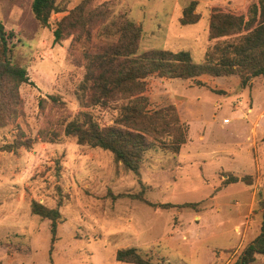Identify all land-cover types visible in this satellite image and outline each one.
I'll list each match as a JSON object with an SVG mask.
<instances>
[{"label": "rangeland", "instance_id": "1", "mask_svg": "<svg viewBox=\"0 0 264 264\" xmlns=\"http://www.w3.org/2000/svg\"><path fill=\"white\" fill-rule=\"evenodd\" d=\"M32 1L0 0V21L15 32L13 59L30 78L19 87L20 115L0 129V142L18 136L32 143L0 152V264H132L116 260L118 249L130 247L152 264H233L264 221V77L243 88L238 75H150V107L174 104L187 141L178 154L150 151L138 177L111 152L64 133L79 111L101 124L117 115L113 107L80 103L83 47L73 33L54 41L58 22L82 0H56L65 10L52 12L47 26L35 18ZM190 1L92 0L89 6L107 2L108 21L124 13L140 22V52L186 50L201 62L216 41L208 39L212 6L246 14L258 2L198 0L200 21L183 26L179 18ZM94 23L90 29L98 30ZM232 177L252 184L225 182ZM33 201L59 210L54 241L51 220L32 213ZM256 264H264L263 255Z\"/></svg>", "mask_w": 264, "mask_h": 264}, {"label": "trees", "instance_id": "2", "mask_svg": "<svg viewBox=\"0 0 264 264\" xmlns=\"http://www.w3.org/2000/svg\"><path fill=\"white\" fill-rule=\"evenodd\" d=\"M92 0H82L69 11L54 30V41L65 34H74V43L82 46L81 59L85 67L77 97L84 107H113L117 115L112 124H101L89 111L77 112L64 127L67 136L78 143L109 151L126 171L140 177V167L152 150L178 154L187 141V126L181 121L174 104L152 109L145 94L147 78L152 74L168 78L191 79L208 74L214 77L238 75L245 88L252 79L264 77V0L251 4L246 14H236L212 6L208 39L216 40L205 52L203 61L196 62L189 51L150 49L140 52L144 32L140 22L120 13L109 21V3L90 7ZM198 0H192L182 10L181 25L196 24L201 15ZM32 12L38 22L47 26L52 12L64 11L56 0H33ZM100 22L98 30L90 29ZM95 24V23H94ZM15 32L7 31L0 21V129L20 115L19 87L30 82L27 70L13 59ZM75 48V44L71 45ZM54 102L58 98L51 96ZM29 149L32 143L18 136L11 142H0V152ZM239 180L252 183L247 177ZM240 182V181H239ZM193 205L194 203H189ZM33 214L51 220L54 241L60 212L38 201L31 205ZM264 256V221L259 235L246 245L233 264H256ZM116 260L132 264H152L136 248H120Z\"/></svg>", "mask_w": 264, "mask_h": 264}, {"label": "built area", "instance_id": "3", "mask_svg": "<svg viewBox=\"0 0 264 264\" xmlns=\"http://www.w3.org/2000/svg\"><path fill=\"white\" fill-rule=\"evenodd\" d=\"M224 121H225V122H228V121H229V119H225Z\"/></svg>", "mask_w": 264, "mask_h": 264}, {"label": "crops", "instance_id": "4", "mask_svg": "<svg viewBox=\"0 0 264 264\" xmlns=\"http://www.w3.org/2000/svg\"><path fill=\"white\" fill-rule=\"evenodd\" d=\"M235 183H237V182H235ZM253 203H254V201H253Z\"/></svg>", "mask_w": 264, "mask_h": 264}]
</instances>
